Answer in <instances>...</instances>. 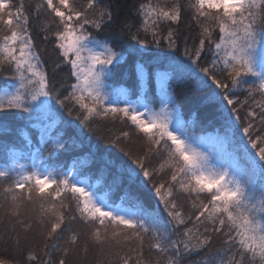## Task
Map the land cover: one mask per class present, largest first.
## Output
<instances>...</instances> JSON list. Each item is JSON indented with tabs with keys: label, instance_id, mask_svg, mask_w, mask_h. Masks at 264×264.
I'll use <instances>...</instances> for the list:
<instances>
[{
	"label": "snow or ice",
	"instance_id": "6c2138e0",
	"mask_svg": "<svg viewBox=\"0 0 264 264\" xmlns=\"http://www.w3.org/2000/svg\"><path fill=\"white\" fill-rule=\"evenodd\" d=\"M0 130L16 264H264V0H0Z\"/></svg>",
	"mask_w": 264,
	"mask_h": 264
},
{
	"label": "trees",
	"instance_id": "16d2710c",
	"mask_svg": "<svg viewBox=\"0 0 264 264\" xmlns=\"http://www.w3.org/2000/svg\"><path fill=\"white\" fill-rule=\"evenodd\" d=\"M117 128H121L122 130H127L124 129L123 126L117 124ZM199 132L200 130L197 129ZM212 129H209L208 132H212ZM200 134H207V132L200 133ZM4 133L2 130H0V154L3 153L4 148ZM132 147L134 149H140L139 144H133ZM22 162H25L24 160H21ZM63 163V161H60ZM67 163L70 165L71 160H68ZM5 210L0 209V232H5L8 229L9 226V218L5 217ZM34 215L35 213H30ZM31 235V234H30ZM32 242L38 243L39 240L38 238L33 240ZM28 245L23 244L21 247L26 248ZM105 251H107V248H105ZM84 257L83 264H103L105 257L103 256L102 253H100L99 249L94 248L92 246L89 247V250L87 254H84L81 249H77L76 252L73 254L72 259L74 261V264H80L81 258ZM24 258L23 253H21L14 245L12 244H5L3 242H0V259L9 262V264H16L17 261L22 262Z\"/></svg>",
	"mask_w": 264,
	"mask_h": 264
},
{
	"label": "rangeland",
	"instance_id": "374dc122",
	"mask_svg": "<svg viewBox=\"0 0 264 264\" xmlns=\"http://www.w3.org/2000/svg\"><path fill=\"white\" fill-rule=\"evenodd\" d=\"M204 135H206V134H204ZM21 163H30V161H25V162H22V161H21Z\"/></svg>",
	"mask_w": 264,
	"mask_h": 264
}]
</instances>
